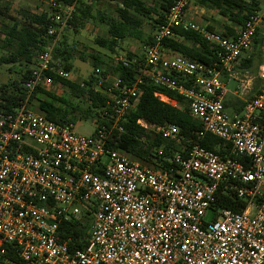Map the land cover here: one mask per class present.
<instances>
[{"label":"built area","instance_id":"obj_1","mask_svg":"<svg viewBox=\"0 0 264 264\" xmlns=\"http://www.w3.org/2000/svg\"><path fill=\"white\" fill-rule=\"evenodd\" d=\"M49 1L55 9L50 39L24 82L25 97L0 110V264H264V62L260 88L241 112L226 110L230 90L222 78L254 46L264 9L227 36L191 18V0H174L152 42L143 45L141 74L130 85L116 80L103 90L108 99L87 136L76 123L47 118L33 97L39 88L62 85L53 75L73 79L54 52L79 0L66 6ZM174 29L200 33L215 45L217 61L207 64L164 46L165 39L177 38ZM100 73L96 68L95 90L105 80ZM146 81L181 94L201 134L218 137L225 151L194 144L158 166L111 148L108 140L123 130ZM252 82L242 78L233 93L247 95ZM138 122L181 141L175 124ZM220 195L243 200L245 207L217 206ZM83 219L84 246L72 249L71 237L59 239L61 225Z\"/></svg>","mask_w":264,"mask_h":264},{"label":"trees","instance_id":"obj_2","mask_svg":"<svg viewBox=\"0 0 264 264\" xmlns=\"http://www.w3.org/2000/svg\"><path fill=\"white\" fill-rule=\"evenodd\" d=\"M63 6L70 5L74 0H54ZM97 0H79L73 18L69 26L77 31L85 28L91 19L99 20L107 26L108 36H97L95 44L103 47L111 55L123 50V42L127 38L140 40L142 45L152 42L153 35L143 37L142 17L152 19L154 28L163 22L174 0H157L152 4L144 0H110L117 3L116 17L108 16L104 12L94 14ZM206 8L215 9L219 15L225 17L228 25L222 33L227 36L233 35L234 28L245 24L247 19L255 11L262 8L260 0H197ZM2 8L0 7V12ZM4 9H8L5 6ZM48 12L33 13L29 10L23 11V18L15 20L12 24H5V46L12 50L0 57V63H15L24 65L19 70V78L10 83L0 85V110H10L24 99V82L28 79L31 69L36 64L39 52L49 43L47 35L48 26L51 24ZM68 26V27H69ZM209 29H213L209 27ZM176 39L169 38L163 41L164 46L187 58L213 64L217 61V49L198 32L174 29ZM264 44V37L258 36L255 39V51L243 57L240 68L252 70L255 60L258 65L264 60L261 46ZM75 47L68 41L64 32L54 52L55 59L67 70L73 68L76 57ZM88 54L81 53L80 58L85 60ZM93 65L99 68L105 64L104 59L99 54H91ZM143 61L142 55H136L131 51H126L124 59L117 60L116 73L119 85H130L141 74ZM101 70V69H100ZM101 76L105 79L101 85L102 90H95L93 87L98 78L94 74L88 80L77 82L66 80L57 75H53L56 82H60L74 96L84 97L89 101L87 107L83 108L81 103H73L65 96L56 95L53 91L37 89L33 97L38 101V108L47 118L62 122L76 123L77 119H94L98 117V109L108 99V94L103 90L113 86V82L106 80V75L101 71ZM181 82L180 77H176ZM142 93L135 108L129 113L123 122V130H115L108 145L111 148H119L129 153L133 158L143 163H152L158 166L168 165V158L175 151L183 150L194 144H198L215 151L224 152L222 141L210 134H201L202 124L194 118L187 107L184 97L177 91L168 90L146 81L142 84ZM156 92H160L177 102L176 105L162 101ZM226 107V104H225ZM162 125L165 123L175 124L179 128L181 141L167 140L156 134L153 130L144 127L138 121ZM246 202L237 198L220 195L217 206H226L234 210H241ZM88 228V220H67L61 225L64 233L60 235L61 241H67L72 249L84 246V235Z\"/></svg>","mask_w":264,"mask_h":264},{"label":"rangeland","instance_id":"obj_3","mask_svg":"<svg viewBox=\"0 0 264 264\" xmlns=\"http://www.w3.org/2000/svg\"><path fill=\"white\" fill-rule=\"evenodd\" d=\"M148 4H152L157 0H144ZM191 6L200 7V4L197 0H191ZM261 6L264 9V0H260ZM5 6L8 9H4ZM0 7L2 8V12H0V57L8 51L12 49L8 46H5V33L3 28L5 24H12L15 20H21L23 18V11L29 10L33 13L40 12H48L49 15H52L55 12V9L51 5L49 0H0ZM116 8L117 3L110 0H97L94 8V14H98V12H104L108 16L116 17ZM205 8V13L202 14L200 19H195L197 22L201 24H206V21L210 20L212 23L217 24L219 27L224 25L223 20L226 18L219 15L215 9ZM213 12V13H211ZM213 14V15H212ZM142 30L143 37L146 38L150 35H153L155 32V28L153 25L152 19H148L147 17H142ZM226 21H228L226 19ZM216 29L215 27H212ZM218 31H222L217 29ZM66 33L68 37V41L75 47L76 49V59L73 62V68L71 69L73 72V79L77 82H83L84 80H88L91 75L96 71L95 66L93 65V58L91 54H99L105 61L100 69L106 75V80L110 82H115L117 80L116 73V64L117 60L124 59L126 56V51H131L136 55H141L143 52V45L140 40L134 38H127L123 42V50H119L118 54L111 55L105 48L100 47L95 44V38L97 36H108L107 26L101 23L99 20L91 19L87 22L85 28L81 31L75 30L72 26L65 28L63 33ZM255 51V50H254ZM81 53L88 54L85 60L80 58ZM24 67V65L19 64H2L0 63V85L3 83H10L14 79L19 78V70ZM258 68V61L255 60L252 66V70L256 72ZM96 76V75H95ZM97 77V76H96ZM56 95L65 96L71 102L77 104H83V108L87 107L89 101L84 97H76L74 96L66 87L63 85H54L51 88ZM176 104V103H172ZM38 105V103L36 104ZM228 112H231L228 109ZM75 129L78 133L83 135H92L94 132V122L93 119H77ZM212 217V213L208 212L206 218L209 220Z\"/></svg>","mask_w":264,"mask_h":264},{"label":"crops","instance_id":"obj_4","mask_svg":"<svg viewBox=\"0 0 264 264\" xmlns=\"http://www.w3.org/2000/svg\"><path fill=\"white\" fill-rule=\"evenodd\" d=\"M203 13H205V8L202 5H200V7H197V5L196 6L190 5L189 10H188L189 16L193 19H200ZM211 13H213V12H211ZM223 23H224V25L222 27H219L217 24L212 23V21L208 20V21H206L205 25H207L208 27H215L216 30L220 29L223 32V31H225L226 27L228 25H230V23L228 21H226V19L223 20ZM258 36L264 37V28L263 27L260 28ZM261 49L263 51V57H264V44L261 46ZM254 50H255V47L253 46L251 49L247 50L243 54L241 60L235 66L234 72L231 75L228 74L227 72H223V74H222V78L227 83L228 89L230 90L229 93L227 94V98L225 100L226 110L228 111V109H230L231 110V112H229L230 114H233L235 112H241L242 108L245 104L246 99L249 98L252 94L258 92V90L260 88L261 80L258 78V70H259L260 64H262L264 62V60L258 65L256 72L248 70V69H241L240 68V64H241L243 57L248 56ZM247 76H250L253 79L252 89L247 95L242 96V97H238L233 93V90L238 85L240 80L242 78H246Z\"/></svg>","mask_w":264,"mask_h":264}]
</instances>
